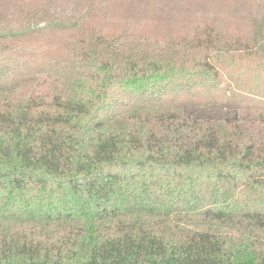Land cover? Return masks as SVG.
Returning <instances> with one entry per match:
<instances>
[{"label":"trees","instance_id":"trees-1","mask_svg":"<svg viewBox=\"0 0 264 264\" xmlns=\"http://www.w3.org/2000/svg\"><path fill=\"white\" fill-rule=\"evenodd\" d=\"M158 1L0 0V264H264V11Z\"/></svg>","mask_w":264,"mask_h":264},{"label":"rangeland","instance_id":"rangeland-1","mask_svg":"<svg viewBox=\"0 0 264 264\" xmlns=\"http://www.w3.org/2000/svg\"><path fill=\"white\" fill-rule=\"evenodd\" d=\"M163 2L161 12L166 13L163 18L169 20L173 27L171 32H180L183 28L182 22L187 21L192 16L195 18L206 16L208 18L196 21L198 24H215L219 23V19L215 18L212 21V13L218 12L220 6H225L227 11L223 12L219 16L233 19L237 25L244 28H251L259 22L262 12L264 11V0H159L158 3ZM153 8L155 6L154 0H152ZM158 10L156 7L153 11ZM181 17V25H176L175 20ZM216 21V22H214ZM53 46L56 51L58 46Z\"/></svg>","mask_w":264,"mask_h":264}]
</instances>
